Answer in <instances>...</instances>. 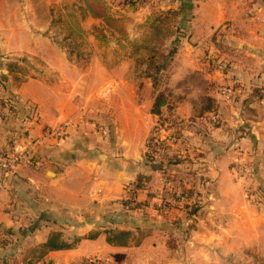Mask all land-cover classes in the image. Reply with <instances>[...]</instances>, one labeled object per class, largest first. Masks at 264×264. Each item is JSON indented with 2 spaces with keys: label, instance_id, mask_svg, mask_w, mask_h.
I'll return each instance as SVG.
<instances>
[{
  "label": "crops",
  "instance_id": "crops-1",
  "mask_svg": "<svg viewBox=\"0 0 264 264\" xmlns=\"http://www.w3.org/2000/svg\"><path fill=\"white\" fill-rule=\"evenodd\" d=\"M158 2L163 11L180 13L179 32L166 43L177 47L166 70L172 108H163L161 116L153 114L152 80L138 77L133 61L110 67L104 55L80 66L47 26L38 25L44 21L10 16L0 25V95L15 110L0 122V149L12 143L23 150L38 140L34 164L19 166L0 185V258L12 253L24 263L53 232L72 248L49 252L40 264L110 258L144 246V233L150 250L172 247L170 217L153 207L156 190L169 189L166 166L147 160L148 143L163 119L176 122L177 138L190 143L173 157L196 156L187 162L196 173L187 174L180 189L196 186L203 205L196 217L202 210L205 219L198 224H211L215 234L212 240L203 231L197 248L214 246L212 264L224 257L236 264L242 253L251 262L246 259L254 249L264 250V193L257 205V196H249L253 190L247 193L257 185L264 192V163L258 159L264 156V0ZM64 124L69 127L63 138H44ZM160 128L165 139L164 120ZM250 160L258 161L254 176L238 180L236 166ZM176 164L183 168L186 162ZM139 176L150 180L135 196L139 209L131 211L124 204H132L129 188ZM6 232L14 234L5 247ZM115 232L129 233L128 243L110 245ZM185 242L180 248L188 247Z\"/></svg>",
  "mask_w": 264,
  "mask_h": 264
},
{
  "label": "rangeland",
  "instance_id": "rangeland-1",
  "mask_svg": "<svg viewBox=\"0 0 264 264\" xmlns=\"http://www.w3.org/2000/svg\"><path fill=\"white\" fill-rule=\"evenodd\" d=\"M19 1H22L23 5L18 4ZM108 1H114L115 7H118V5L120 4L119 2H122V0ZM158 1L162 0H140V2L142 3L139 10L136 12L129 8H117L118 11L122 12L129 19L127 28L130 41L136 43L140 42V44L143 43L142 40H144L146 38L145 36H147L146 24L148 19L152 16H159L161 13L165 14L167 12L163 11L159 6L156 5L157 3H159ZM82 6H84L83 0H0V25L5 24L7 22L6 18L10 16L29 17L32 20L41 22L44 21L43 25H38L40 27L47 26L46 29L49 30L48 32H50V36L53 37L57 45L60 46L69 57V54L67 52L68 44L65 45L64 39L70 35V27H74V25L78 23L86 32L83 40H79V42H77V44L81 45H78L75 48L76 53L72 57V59L75 60L74 62H76L78 65L87 67L90 63L93 62L94 59H96V57H104V55V59L107 61V64L110 67L119 64L121 65L122 63L129 60L135 63L134 59L132 60L128 58L130 54H133L132 46H127V44H119L115 38L110 36L109 33H106V38L103 42H100L95 38L94 27H101V23L99 21V23H93L92 21H90V19L83 21L82 12L79 10V8ZM164 27L165 29H173V24L171 25V22L169 21V25H167V27ZM123 45L126 46V48L122 47ZM169 49L170 47H167L165 51L167 52ZM79 54L82 55L81 58L78 57ZM140 70L141 69H139V71ZM166 70L164 73H162L164 79L162 82H160L156 91V95H158L160 92H170L168 86V77L170 76H168ZM139 71H137L138 75ZM231 91L232 95H234L233 89ZM232 95L230 94L229 96ZM196 112L199 111L196 110ZM165 114L169 113L166 112ZM163 120L164 126L166 125V128L164 129L166 132L163 133V137L165 139L161 137V140H166L165 146H167L168 149L165 153V149L162 148L164 147V145H158V147L160 148L158 162H161L162 159L166 161V156L170 157V160L172 162H170L172 164L171 168L167 162L164 164L165 166L167 165V167L170 169V176H172L173 178H178V182H181L186 178L187 174L193 175L196 173L195 169H190L189 167H187L189 166V163L187 162L193 161L194 159H196V156L194 154L185 155L186 157H183V159L181 160L173 157L174 153L179 154L181 146H183L186 150V144L190 145V143L185 142L184 140H180L182 138H177L176 134H178V129L175 126L174 121H167V119ZM163 120L159 124V132L161 130L160 127H163ZM159 132H155L154 136L156 135L157 137L158 134H160ZM160 136H162V134H160L157 138H160ZM169 137L172 138L169 139ZM169 145H175L178 147L176 149L169 148ZM149 158L150 157L148 156L147 160H150ZM258 159L262 160V163H264V156ZM182 160L183 163L186 162V164H183V168H180L176 163H181ZM247 162L248 164H246V166L245 164L244 166H242L239 163L236 166L235 172L238 180H240L242 177L245 178L247 176L251 177V175L254 176L256 168L254 167V164H256V162L258 161L250 160ZM249 164L251 166H248ZM176 170L177 172H175ZM192 179H194V177ZM187 185L188 186L182 190L178 185L174 183L170 185L169 183V189H166L163 185V187L161 186L160 189H157L155 192V194L159 195V197L158 203H155L156 205L153 206L154 210H156L159 216L170 217L169 219H166V221L168 224L172 225V227L174 228L173 230H175V232L172 233L173 239L172 237L169 239L172 247L157 249V252L155 250H150L151 241H148V237H146L147 233H144L145 237L142 238V245L144 244V246H142L141 248L128 250L122 254L111 256L110 258H91L73 262L72 264H212L213 253L211 252H214L216 250L215 248H213L214 246L211 248L206 247V249H204L197 248L196 244H200V242L203 240L201 236V233L203 231V233H208L207 235L209 239H212L215 235L213 227L211 224L206 225V223H203V227H201V224H198L200 217V223H202L203 221L205 222V219L203 220L204 213L202 212V210L200 216L196 217V214H198L200 209L203 208L202 200H199V198L197 197V190L195 188L196 186H191V183ZM259 188V185H257L255 188H249L247 190L248 194L249 192H252V190L254 192L249 194L250 197L253 194V197L257 196L256 200L254 199V205H257L259 203L258 198H261V194L264 193ZM171 213H173L172 216H169V214ZM261 234L264 238V232ZM146 241H148L149 244L148 242L146 243ZM184 242L186 243L185 246L188 245V247L180 248ZM191 242L192 244H189ZM202 254L207 255V259H205L204 255ZM244 255V253L238 255L236 264H264V250H261L259 248L254 249L253 254L248 257L249 259H246L250 260L251 262H245ZM32 256L33 255L31 254V252L29 254H26L27 259H31ZM197 259L201 261H198ZM219 263L232 264L231 259L228 260V257H224V260H220ZM214 264L218 263L215 262Z\"/></svg>",
  "mask_w": 264,
  "mask_h": 264
},
{
  "label": "trees",
  "instance_id": "trees-1",
  "mask_svg": "<svg viewBox=\"0 0 264 264\" xmlns=\"http://www.w3.org/2000/svg\"><path fill=\"white\" fill-rule=\"evenodd\" d=\"M83 3L84 6L79 8V10L82 12V20L85 21L87 19H93L101 23V27H94V33L96 34H94L95 38L98 41L103 42L106 38V33H109L111 37L115 38L118 41L119 44H127V46H132L133 54H130L128 58L132 60L134 59L137 71L141 69L139 71L138 77L151 79L153 82V88L155 89V91H157L160 82H162L164 79L162 73H164L165 70L170 66L177 52V47L175 46V43L170 47L167 52L165 50L167 48V41L179 32L178 28H176V21L180 18V13L177 11L170 10L167 11L165 14L161 13L159 16L150 17L146 24L147 36H145L146 38L142 40L143 43L140 44V42L136 43L129 40L127 28L129 19L117 9L129 8L136 12L141 6L142 2H140V0H122V2H119L120 4L118 5V7H115L114 1L109 2L108 0H83ZM169 21L171 22V25L173 24V29H165L164 26L167 27V25H169ZM70 31V35L64 39V42L65 45L68 44L67 52L69 54L70 59H72L73 55L76 53L75 48L78 45H81L77 44V42H79V40H83V37L85 36L86 32L81 28L78 23H76L74 27H70ZM122 47L126 48V46L124 45ZM81 56V54L78 55L79 58H81ZM2 83L5 87V83L2 77H0V92H2L3 90ZM3 103L6 107H8L11 116L15 111L14 107L11 103ZM163 108H168L171 110L172 107L169 106L168 96L165 94V92H160L158 95H156L153 107V114L161 116ZM174 124L177 123L174 122ZM154 140H156L159 145H164V147L162 148L165 149L166 153L168 147L165 146V140H161V138H156L155 136H152L150 138V141ZM149 159V162L151 164H154L158 161L154 158ZM166 162L168 163V165H171L172 162L170 160V157L166 156V161L162 159L160 164L165 165L164 163ZM157 164L159 165V163ZM162 171L166 183H174L180 188L182 187L181 185H179L180 182H178V178H173L172 176H170V169L167 167V165L166 168ZM149 180L150 178L146 176H139L134 186L138 190L145 189ZM124 205L131 211L139 209V206H135L130 203L125 202ZM41 220L43 221L44 219ZM33 229H35V225H32L30 227V231H32ZM4 234H6L5 236H7V238L4 236V238L6 239L2 241V245L6 247L9 242V235L11 236L14 233L6 232ZM21 235H25L24 232ZM110 235L112 237H108V243L110 245L115 246L126 245L130 238V234L127 232H115ZM88 237L89 239H93L94 235H90ZM79 241L80 239H77L76 243H78ZM71 248L72 245H69L62 240V234L60 232H53L44 245L32 251L33 256L31 257V259L26 258L23 261L24 264H40V262L44 260V258L49 252L68 250ZM0 259L1 262H3L4 264H19L17 259L13 257L12 253H6ZM46 264L51 263L47 262Z\"/></svg>",
  "mask_w": 264,
  "mask_h": 264
},
{
  "label": "built area",
  "instance_id": "built-area-1",
  "mask_svg": "<svg viewBox=\"0 0 264 264\" xmlns=\"http://www.w3.org/2000/svg\"><path fill=\"white\" fill-rule=\"evenodd\" d=\"M225 93L229 94L231 92H229V90H225ZM10 114L11 113L8 107L4 105L2 97L0 95V122L6 121ZM68 127V124H64L56 128L55 130H47L45 132L44 138L61 139L68 133ZM171 138L172 137H169V139ZM37 144L38 140L33 139L31 144H29V147L23 148V150L14 148L12 143H8L7 146L0 149V185H2V183L6 179H8L19 166H32L34 164L33 148H35ZM158 145L159 143L156 140L150 141L148 143L147 155L149 157L155 159V157L159 156L160 148L158 147ZM138 191L139 190L135 186L129 188L130 199H128V201L131 202L132 205H136L135 196L137 195ZM0 264L4 263L0 262Z\"/></svg>",
  "mask_w": 264,
  "mask_h": 264
}]
</instances>
